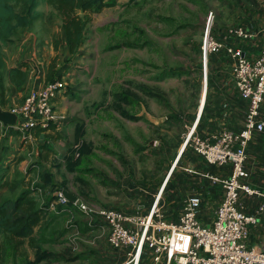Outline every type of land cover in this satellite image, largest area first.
Segmentation results:
<instances>
[{"label": "rangeland", "instance_id": "374dc122", "mask_svg": "<svg viewBox=\"0 0 264 264\" xmlns=\"http://www.w3.org/2000/svg\"><path fill=\"white\" fill-rule=\"evenodd\" d=\"M220 5V0H118L90 15L84 42L73 56L63 54L60 20L51 8L40 5L42 14L51 15L46 26L59 32V45L56 50L52 40L53 56L40 60L42 64L37 61L34 68L38 72L43 67L46 81L66 83L60 97L65 118L59 123L66 133L54 132V146L44 158L31 144L14 156L7 180L22 183L11 193L0 189V200L37 187L40 191L34 196L42 205L64 189L94 208L137 217L158 202L164 217L174 218L179 208L171 204L184 191L187 196L208 191L206 165L188 158L187 167V162L182 164L185 155L180 163L174 162L173 145L182 140L189 118L195 117L202 79L200 45L209 14L215 26ZM60 68L63 72L57 77ZM167 72L174 76L156 78ZM137 96L140 104L132 102ZM11 104L15 103L0 109ZM1 169L3 163V178L6 172ZM59 208L49 209L48 225L35 229L34 246L22 245L23 257L3 241L0 264L99 263L90 239L96 226H87L89 217L74 206ZM204 212L207 217L211 210Z\"/></svg>", "mask_w": 264, "mask_h": 264}, {"label": "built area", "instance_id": "2783aa9c", "mask_svg": "<svg viewBox=\"0 0 264 264\" xmlns=\"http://www.w3.org/2000/svg\"><path fill=\"white\" fill-rule=\"evenodd\" d=\"M213 16L210 13L200 45L203 59L210 54L224 52L232 61L231 75L240 99L245 103L244 121L238 132L221 131L206 137L195 133V125L185 131L182 148L192 152L207 166L226 169L220 176L205 172L203 177L212 187L222 192L221 200L213 213L210 225L199 219L201 199L186 197L176 221L166 219L158 202L143 216L127 215L111 208H94L82 202L72 204L89 219L99 221L108 230L107 241L111 248L122 249V264H140L143 251H150L153 264H264V242L247 247L248 226L256 218L245 215L239 205L240 194L252 196L256 191L243 181L248 178L244 167L246 149L253 136L264 131L260 110L264 101V47L249 60L240 48L228 46L229 39L250 38L242 28L226 29L222 40L212 33ZM66 90L61 79L47 81L42 87L31 90L23 102L7 112L17 116L10 129L21 138H30L33 129L56 125L64 116L55 112L54 102ZM61 194L49 206L68 207ZM263 208L260 207L259 211Z\"/></svg>", "mask_w": 264, "mask_h": 264}, {"label": "crops", "instance_id": "0c3cea01", "mask_svg": "<svg viewBox=\"0 0 264 264\" xmlns=\"http://www.w3.org/2000/svg\"><path fill=\"white\" fill-rule=\"evenodd\" d=\"M220 4L217 13V23L215 26L212 23L211 30L213 37L216 40H222L225 36L226 29L231 27L242 28L250 35V38L246 40L233 38L229 39L226 44L240 48L245 58L253 60L264 47V0H220ZM37 12L40 15L39 20L35 21L31 26L20 30L14 41L2 49L7 71L11 68L18 67L21 63H25L28 70L25 84L18 92L11 90V84L8 80L6 81V86L11 90L8 95V102L12 101L15 104H21L31 90L38 89L47 82L46 72L43 67L37 72L34 66L37 61L43 60L47 62V59L53 56L52 40L57 41V37L59 36L58 31L56 33L53 30L50 31V28L46 26L50 21L51 15H47V13L42 14L38 9ZM49 33L55 34L53 37H50ZM60 38H63L62 31ZM62 51L63 54H68L65 45H63ZM66 55H62L63 59L62 57L61 59L66 60ZM199 55L202 64L199 104L195 117L194 115L191 116L188 120L189 124L184 125L185 131L195 125V133L201 137H206L221 131L238 132L242 128L244 121L245 103L240 99L232 79L231 67L233 63L231 59L224 52L207 55L206 59L202 58L201 53ZM62 72L63 69L61 71L57 69L55 75L58 77ZM62 79H64L63 75ZM148 95L154 97L153 94ZM135 97L134 99L140 104V97ZM63 102V97L57 98L54 102L55 112L61 115L65 114V109L62 106ZM11 105L8 107L9 109L6 108L3 111L10 110L13 107ZM260 118L264 121V101L260 110ZM53 126L55 129L50 128L44 133L40 132L39 128H37L30 132V138L27 137L24 139L17 134L11 135L9 129L3 128L0 125V163H3V169L1 170L6 172L4 173L5 177L2 178L1 176L0 179L4 183H9L7 178L10 175L11 167L14 165V156L18 153L26 152L27 146H29L28 144L35 145L38 148L41 158L49 154L47 150L50 149L51 145L54 146L52 141L54 132L57 134H62V132L64 134L66 133V129L63 126L59 127V124ZM42 134L47 135L45 140L40 138ZM176 142L175 144L173 143V146L177 147H174L176 149L174 152V162L180 158L182 160L185 155L182 161L183 165L187 162V165H185L188 167L190 163L188 161L190 159H196L201 165L203 164L191 149H186L187 147L185 149L182 148V140ZM58 143H60V139L56 140L57 145ZM24 162L26 160H23L21 163L23 164ZM24 164L20 165V167L24 166ZM244 167L248 173V178L243 182L256 191V194L252 196L240 194L239 205L245 215L256 218V223L248 226V239L246 242L247 247H255L260 246L264 242V131L254 135L249 142L246 149ZM180 169L182 170V168ZM206 170L212 171L214 174L220 176L227 175L226 169H217L215 167L211 169L205 166V172ZM9 184L11 185L12 183ZM207 187L208 191L197 194L202 202L198 215L203 224L210 225L213 219V213L221 200L222 192L218 187L210 186L208 182ZM0 189H6L8 191L6 186L0 187ZM186 197L188 196L184 191V194L179 195V200L171 205L173 206L175 204L178 206V211L180 212L181 204ZM260 207L263 208L262 211H259ZM204 210H211L207 217H205L206 213ZM179 212H177L174 218L166 219L175 221ZM86 224L89 227L96 226L90 239L97 247L96 255H99L98 258L100 260L97 264H122L125 259V251L110 247L107 241L108 230L104 224L91 219ZM35 229L38 230V228ZM35 238H38L36 232L34 234V241ZM83 252H87V249ZM87 264L93 263L89 261ZM140 264H153L150 251L146 249L143 251Z\"/></svg>", "mask_w": 264, "mask_h": 264}, {"label": "trees", "instance_id": "16d2710c", "mask_svg": "<svg viewBox=\"0 0 264 264\" xmlns=\"http://www.w3.org/2000/svg\"><path fill=\"white\" fill-rule=\"evenodd\" d=\"M118 0H0V108H3L8 102V95L11 90L18 92L25 84L28 70L25 63L7 71L2 54V49L12 43L20 30L31 26L40 17L37 9L40 5H46L54 12L60 20L63 38L61 43L66 46L71 56L75 55L84 42L86 28L90 22V15L98 14L105 8L116 5ZM18 7L21 11H18ZM54 48L57 50L58 41H54ZM173 72L162 74L157 79L173 77ZM11 84V90L6 86V81ZM52 81V80H49ZM147 94H150L147 92ZM133 103L136 100L132 101ZM131 102V103H132ZM138 119V118H136ZM53 124L45 129H39L44 133ZM33 129L32 131H34ZM11 135H16L13 130H9ZM47 135L42 134L41 139L45 140ZM188 149V148H186ZM181 162V158L178 163ZM203 163V162H202ZM204 164V163H203ZM212 169V166H207ZM214 169V168H213ZM214 174L212 171L206 170ZM173 174V173H172ZM171 174V177H172ZM45 173L41 181L45 178ZM22 181L17 183H4L0 179V187L6 186L9 192H13ZM39 188L23 190L14 198L0 200V261L5 255L3 241H8L17 256H24L22 245L28 244L34 246L35 228L40 231L48 225L47 219L50 217L49 206L54 199H50L42 205H39L35 199ZM72 208V204H68ZM61 208V207H60ZM59 208V209H60ZM176 221V220H175Z\"/></svg>", "mask_w": 264, "mask_h": 264}, {"label": "water", "instance_id": "95a60500", "mask_svg": "<svg viewBox=\"0 0 264 264\" xmlns=\"http://www.w3.org/2000/svg\"><path fill=\"white\" fill-rule=\"evenodd\" d=\"M17 122V116L14 113L3 111L0 109V125L3 128L11 129ZM62 198L67 201L69 204H75L77 202V198L70 192L61 189L59 191Z\"/></svg>", "mask_w": 264, "mask_h": 264}]
</instances>
